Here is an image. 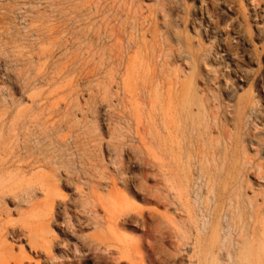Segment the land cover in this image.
<instances>
[{
  "label": "rangeland",
  "instance_id": "obj_1",
  "mask_svg": "<svg viewBox=\"0 0 264 264\" xmlns=\"http://www.w3.org/2000/svg\"><path fill=\"white\" fill-rule=\"evenodd\" d=\"M172 1L177 7L166 12L168 0H0V187L6 191L0 204L10 211L9 216L2 214L0 218V231L13 249L11 254L0 249V264H159L158 257L164 264H188L186 254L176 250V241L162 221L173 216V211L162 206L164 201L161 207L146 202L154 200L155 193L145 196L138 190L145 183L150 189H158L163 198L167 196L162 193L164 184L161 177H155L152 164H146L132 148L137 146L134 118L125 120L122 116L123 104L130 101L139 106V123L147 128L152 103L147 92L154 87H144L148 81L145 72L137 69L132 72L135 83L129 90L122 78L129 57L147 61L143 57L146 48L160 69L165 61L175 63L179 43L187 39L193 44L201 41L209 51L207 70L216 80L213 94L217 103L231 107L238 96L249 93V85L238 83L234 66L254 76L263 73L264 77V56L259 64H250L246 58L249 48L236 38L238 31L249 29L252 43L264 44V35H257V20H253L254 12L263 7L253 5L251 10L247 0H235L231 13L221 10L220 15L215 10V30L205 35L195 0ZM239 1L244 9H240ZM184 19L189 22L186 27ZM113 30L120 40L109 38ZM220 45L226 48L228 57L215 56ZM169 64L165 66L168 71L177 67ZM112 66L118 69L113 80L109 76ZM203 76L196 78L199 93ZM34 103L39 106L38 113L30 110ZM48 110L55 114L49 116ZM126 110L130 112L128 105ZM16 111H33L40 123L48 120L57 129L52 132L40 125L41 129L33 126L28 131L19 123L13 127ZM261 133L264 135V131ZM33 161L43 162L46 167L30 172L26 166ZM252 175L250 187L261 198L264 181ZM48 180L59 192L49 226L54 245H60L50 251L49 259L44 253L31 252L26 238L16 239L17 233L26 235L21 229L24 223L33 221L36 213L24 197L35 190L34 202H43L37 190ZM111 181L118 184L120 195L130 200L131 208L151 218L143 231L130 224L123 229L136 246L132 257L123 260L89 250L92 228L75 223L83 218L74 210L80 202L77 190L86 191V183L106 185ZM126 182L131 186L130 194L123 191ZM161 234L164 238H159ZM146 241L155 246L154 259L147 258ZM73 250L77 253L71 255ZM26 257L32 262L28 263Z\"/></svg>",
  "mask_w": 264,
  "mask_h": 264
},
{
  "label": "bare ground",
  "instance_id": "obj_2",
  "mask_svg": "<svg viewBox=\"0 0 264 264\" xmlns=\"http://www.w3.org/2000/svg\"><path fill=\"white\" fill-rule=\"evenodd\" d=\"M168 1L164 9L166 12H170L173 6L177 7L176 1ZM234 1L195 0L198 4V22L205 35L209 30H215V10L220 11L219 14L222 11L231 13ZM245 2L251 10L253 5L256 8L259 5L263 7L258 13L254 12L253 20H257V35H264V0ZM238 4L240 9L245 8L241 1ZM182 22L185 27L189 23L188 19ZM116 37L117 41L121 39L113 30L109 38ZM236 38L249 48L246 58L250 64H259L261 56H264V44L254 45L249 29L238 31ZM110 51L113 52V47ZM218 51L215 56L228 57L224 46L220 45ZM145 52L143 57L147 61L129 57V66L124 72L122 83L129 90L135 83L132 72L135 69L145 72L143 76L148 81L145 80L144 87H154L147 92L152 102L150 124L147 128L140 125L139 106L130 101L123 104L122 116L125 120L134 118L137 146L132 148L146 164H152L155 177H161L164 184L162 193L167 196L163 198L158 189H150L145 183L139 185L138 190L145 196L155 193L152 196L154 200L145 201L153 202L157 207H161L160 202L164 201L162 206L173 211V216L162 218V221L176 241V250L186 254L188 264H222L224 260L227 261L226 264H264V189L259 191L260 198L251 189L249 180L253 174L252 176L260 177L264 181V135L261 133L264 131L263 73L258 72L254 76L251 72L240 71L241 69L234 66L238 83L249 85V93L244 97L238 96L231 107H226L217 103L213 94L216 80L211 75V70H207L210 62L209 51L207 52L201 41L193 44L187 39L183 44L179 43L174 55L175 63L172 65L165 61L160 69L155 66L154 55L150 56L147 48ZM51 57L50 54L47 60ZM168 64L177 67L168 71L165 67ZM111 70L109 76L113 80L118 69L112 66ZM201 76L205 79L199 93L196 78ZM127 105L130 112L126 110ZM30 110L38 113L40 109L34 103ZM48 111L49 116L55 114L54 110ZM14 114L13 127L19 123L26 130L33 126L34 129H41L40 125L52 132L57 129V125L49 124L48 120L40 123L33 111H16ZM250 151L253 155H250ZM39 161L27 164L26 168L30 172L43 171L46 166ZM83 185L86 191L77 190L80 202L79 207L74 208L83 218H74L76 224L82 223L87 228L91 227L94 232L90 243L88 241L89 250L120 260L132 257L131 251L136 246L132 245L134 242L123 231L130 225L135 228L139 226L143 231L148 228V220L151 218L147 219L143 211L137 212L131 208L130 200L120 195L115 181L106 185L101 182ZM122 188L125 193H131V186L127 182ZM37 191L44 201L34 202L35 190L26 194L24 201L36 213L33 221L24 223L21 229L26 235L17 233L19 236L16 239L26 238L31 252L44 253L49 259L50 251L60 247L59 244L54 245V240L50 238L52 232L49 226L54 198L59 192L52 180H48ZM5 195L6 191L0 187V202H4ZM11 199L13 202L16 198ZM3 205L0 204V218L2 214L10 215V211ZM159 238H164V235L161 234ZM146 245L148 260L154 259L155 246L151 241H146ZM0 249L10 254L13 251L5 240L3 230L0 231ZM74 251L76 252L73 250L71 255ZM242 253L245 254L243 258ZM26 259L28 263L32 262L30 258ZM156 262L164 264L161 257Z\"/></svg>",
  "mask_w": 264,
  "mask_h": 264
}]
</instances>
